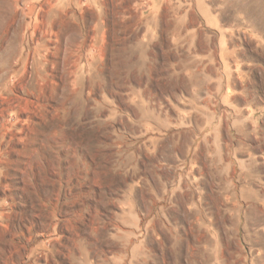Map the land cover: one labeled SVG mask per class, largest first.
Masks as SVG:
<instances>
[{
    "label": "rangeland",
    "instance_id": "obj_1",
    "mask_svg": "<svg viewBox=\"0 0 264 264\" xmlns=\"http://www.w3.org/2000/svg\"><path fill=\"white\" fill-rule=\"evenodd\" d=\"M0 264H264V0H0Z\"/></svg>",
    "mask_w": 264,
    "mask_h": 264
}]
</instances>
